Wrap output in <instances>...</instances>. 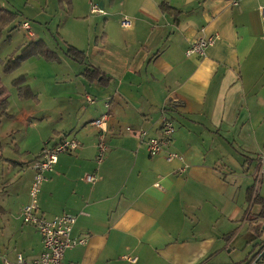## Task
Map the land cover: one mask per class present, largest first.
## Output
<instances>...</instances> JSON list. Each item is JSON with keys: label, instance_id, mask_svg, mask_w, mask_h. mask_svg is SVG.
<instances>
[{"label": "crops", "instance_id": "obj_1", "mask_svg": "<svg viewBox=\"0 0 264 264\" xmlns=\"http://www.w3.org/2000/svg\"><path fill=\"white\" fill-rule=\"evenodd\" d=\"M163 1L182 12L178 23L162 10ZM72 3L69 13L57 0L58 15L71 23H95L92 3L104 10L92 14L98 15L96 34L87 33L86 41L76 29L59 27L67 47L84 52L79 61L65 53L67 47L55 50L61 61L48 63L55 72L40 87L29 72L20 74L40 62L37 57L7 74L12 81L24 75L34 98L21 97L0 74V101L7 98L11 115L3 117L25 127L16 134L18 161L7 154L0 161L27 165L30 172L23 183L3 185L10 192L0 204V264H16L19 255L26 260L20 264L40 257L43 238L20 213L30 202L33 162L45 145L65 137L80 146L60 154L39 203L48 219L78 217L72 235L86 243L66 251V264H246L243 251L260 252L264 242V0H240L238 6L229 0ZM125 17L130 28L122 26ZM214 34L218 39L205 55L187 56L195 41ZM88 66L106 78L88 79ZM12 101L19 105L16 114ZM165 112L175 124L169 150L184 154L185 163L153 157L143 143L142 130L160 135ZM107 113L109 150L91 184L84 177L98 167L92 121ZM15 131L4 129L0 138ZM259 252L258 259L264 250Z\"/></svg>", "mask_w": 264, "mask_h": 264}, {"label": "built area", "instance_id": "obj_2", "mask_svg": "<svg viewBox=\"0 0 264 264\" xmlns=\"http://www.w3.org/2000/svg\"><path fill=\"white\" fill-rule=\"evenodd\" d=\"M231 5L238 6L240 0H229ZM91 13H104V10L97 3L91 4ZM261 16L264 17V4L260 7ZM122 26L130 28L132 21L125 17L122 21ZM20 28L26 32V36L29 40L37 39V35L32 30L31 23L29 21L21 22ZM218 39V35L204 36L195 41L186 51L188 57L205 55L207 49L214 45ZM89 101H93L91 97H88ZM109 108V103L107 104ZM111 115L109 113L104 114L102 117L92 121L98 129V143H97V156L96 162L98 167L95 172L85 175V181L94 184L98 181V170L109 150L107 142V134L109 132V121ZM130 130V128H128ZM175 133V124L172 118L165 112L163 114V124L159 136H150L145 130H142L141 136L143 143L146 145L149 154L153 157H164L169 162L178 161L185 163V155L178 151H170L169 146L173 141ZM80 146V142L75 138H63L60 142L54 146L45 145L42 151L39 153L35 161L33 162V169L35 172L34 178L30 187L31 202L24 206L21 210V217L23 222L28 225L34 226L43 238V251L38 259H35L31 264H66L65 253L67 250L75 248L79 245L86 243V238H75L72 233L77 223V215L70 213H63L48 219L43 216L39 209V201L41 189L44 181L47 179L46 174L53 171L55 165L59 161V156L62 153L73 152ZM262 168L260 171V177L264 175V154L261 155ZM180 173L186 172V166L180 168ZM156 186L160 187L159 183ZM260 188V184H257V190ZM26 263V260L22 255L18 256L16 264ZM254 262L253 264H255Z\"/></svg>", "mask_w": 264, "mask_h": 264}, {"label": "rangeland", "instance_id": "obj_3", "mask_svg": "<svg viewBox=\"0 0 264 264\" xmlns=\"http://www.w3.org/2000/svg\"><path fill=\"white\" fill-rule=\"evenodd\" d=\"M13 1L11 3H8V6L12 10L17 11L19 13V18L14 24V26H17V28L13 30H10L11 28L6 30L4 33V37L0 42V74L2 78L5 77L4 82L7 83L10 87H15L13 84L14 80L12 81L11 78H9L11 74L7 75V73L4 72V62H6L10 57H13L20 53L23 47H25L29 43L26 42V32L20 28L21 22L30 21L32 23V26L34 27V31L36 32V34L41 36V38L46 41L45 43L50 48H52L53 50H58L59 52L63 51L62 48L66 49L67 44H69L66 39L62 38V35L58 33L60 26H62V28L64 29H66V26L70 29H76L81 33V38L83 39V41H86V39L88 40V38L86 37L87 33H89V36L90 32L93 34V36L96 34L95 23L98 22V15L91 14V19L93 22H95L93 24L91 22H84L79 24L73 22L71 23L68 22L69 20L65 16V14H61L62 16L58 15L59 9L57 7V0H39V2H37L36 0ZM47 13L52 14V16H54L53 20L50 17L45 16L48 15ZM100 30L101 29L98 30V34ZM116 33L119 36V29L116 30ZM37 39H39V37ZM33 57H37V60L40 62L34 61L28 63L24 71L20 74L24 72H29V74H31V81L34 82L35 86H44L43 82H46L48 76L54 74L55 68H46L48 63L52 61H49L43 56L37 55L26 59L23 63L27 62ZM53 65L59 66L57 63ZM21 67L22 65L19 68ZM39 68L42 69L41 72L39 71ZM35 76H38L39 78H35ZM12 103L10 107V112L15 113L19 105H17L14 101H12ZM31 105L32 106H24L23 108H34V104L32 103ZM4 129L8 131L16 129V131L11 136H6L4 139L0 138V158L6 156L7 154L11 156V159L17 162L18 156H15L14 146L18 142L17 140L20 138V135L16 134L18 132L17 130L21 129L20 131L22 132L25 130V127L22 124H18L16 120H7L0 114V133ZM29 174L30 172L27 171V165H25L24 167L20 166L18 168H14L13 166H10L9 163L0 161V204L1 200L6 198V195L10 192V185H7L4 191L3 185H6L9 182H14L15 184H17L16 180L19 181V183H23L24 181L28 180ZM251 250L245 249V251H243V254L241 255L243 259L248 256L249 259L246 262H250L251 259H253L258 254L259 247L255 251H252L251 254H249ZM255 264H264V259H262L260 262H256Z\"/></svg>", "mask_w": 264, "mask_h": 264}, {"label": "trees", "instance_id": "obj_4", "mask_svg": "<svg viewBox=\"0 0 264 264\" xmlns=\"http://www.w3.org/2000/svg\"><path fill=\"white\" fill-rule=\"evenodd\" d=\"M59 3L63 9L68 10L69 13L72 12V9H73L72 0H59ZM7 4H8L7 2L0 0V42L3 39L4 33L7 29L11 28L10 30H13L17 27V26H14V24L17 21V19L19 18V13L17 11L12 10ZM161 8L165 13H168L169 15H171L174 18L175 23L179 22V18L182 14V12L180 10L172 7L166 1H163L161 3ZM65 53L69 57H71L77 61H79L84 55V52L80 51L79 49H77L73 45H68ZM35 55L43 56L44 58L48 59L49 61L50 60L55 61V62L61 61V59L59 58V56L55 50L50 48L45 43L44 40L38 39L36 41L29 42L25 47H23V49L20 51V53H18L17 55H15L13 57H10L6 62H4V66H3L4 72H6L7 74L14 72L16 69H18L23 64V62L26 59H28L32 56H35ZM84 75L90 80L95 79V78H100V77H102L103 80L106 78L103 71H101L99 68L94 67V66H88L84 72ZM24 83H25V76L23 75V76L16 78L14 80L13 84L18 89L19 95L21 97L34 98L36 95H34L30 91V87L28 85H25ZM8 108H9V102H8L7 98H4L3 100L0 101V114L2 116H6L9 118V117H11V115L8 112ZM34 175H35V173H34ZM84 179H85V177H84ZM41 191H42V189H41ZM29 196H30V191H29ZM30 202H31V198H30ZM39 206H40V203H39ZM39 211H40V209H39ZM261 214L264 216V213H261ZM20 217H21V213H20ZM21 219H22V217H21ZM22 221H23V219H22ZM262 244H263V247H262L261 251L259 252V254H261V252L264 250V242H262ZM263 257H264V255H263ZM263 257L258 259V255H256L253 259H251L250 262H247L246 264H253L254 262H260Z\"/></svg>", "mask_w": 264, "mask_h": 264}, {"label": "water", "instance_id": "obj_5", "mask_svg": "<svg viewBox=\"0 0 264 264\" xmlns=\"http://www.w3.org/2000/svg\"><path fill=\"white\" fill-rule=\"evenodd\" d=\"M102 5H103V3H102Z\"/></svg>", "mask_w": 264, "mask_h": 264}]
</instances>
